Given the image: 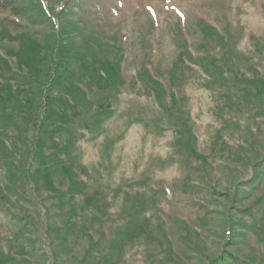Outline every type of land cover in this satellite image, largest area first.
Segmentation results:
<instances>
[{"label":"rangeland","instance_id":"obj_1","mask_svg":"<svg viewBox=\"0 0 264 264\" xmlns=\"http://www.w3.org/2000/svg\"><path fill=\"white\" fill-rule=\"evenodd\" d=\"M5 1L0 264H264V0Z\"/></svg>","mask_w":264,"mask_h":264},{"label":"trees","instance_id":"obj_2","mask_svg":"<svg viewBox=\"0 0 264 264\" xmlns=\"http://www.w3.org/2000/svg\"><path fill=\"white\" fill-rule=\"evenodd\" d=\"M14 0H6L4 5L14 6ZM55 45L53 47V51L48 56L47 59V67L44 69L41 77L38 75L31 73L30 79L28 80V84L31 85L30 92L33 98L28 100V109L32 112L33 123L34 126L38 128L41 127L42 123L48 118V112L53 108L52 102V90L56 85H62L63 82L58 79L63 75L66 71L65 67V58L59 57V53H55L57 50V44L59 42L58 39L55 40ZM58 44V46H59ZM61 58L63 60H61ZM21 84V82L19 83Z\"/></svg>","mask_w":264,"mask_h":264}]
</instances>
